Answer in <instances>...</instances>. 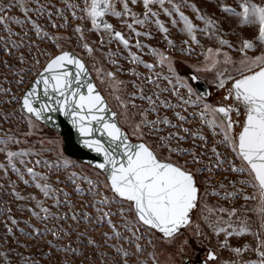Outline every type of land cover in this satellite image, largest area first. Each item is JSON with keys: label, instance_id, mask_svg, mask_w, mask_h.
<instances>
[{"label": "snow or ice", "instance_id": "snow-or-ice-1", "mask_svg": "<svg viewBox=\"0 0 264 264\" xmlns=\"http://www.w3.org/2000/svg\"><path fill=\"white\" fill-rule=\"evenodd\" d=\"M61 3L63 7L48 0L0 3L6 33L0 37V56L9 58L0 63L22 89L17 95L0 85V122L11 124L18 112L25 126L0 133V192L7 189L20 213L0 207V264H162L159 256L165 253L163 264H264V2L235 0L233 6L215 0L235 29H254L250 36L225 31L222 20L194 0H83V7L71 0ZM137 5L142 12L134 10ZM13 7H19L23 19L7 14ZM69 10L72 19L88 21L90 27L70 26ZM161 12L187 37L179 48ZM108 16L129 34L117 30ZM39 17H46L56 31H48ZM149 24L162 33L169 50L204 59L189 64L192 71L181 75L169 51L142 41L153 38L151 31H141ZM88 32L98 39L90 40ZM229 34L237 37L235 42L226 38ZM202 38L215 46L206 47ZM114 41L115 51L110 47ZM44 43L51 48L41 47ZM145 50L152 62L144 59ZM121 60L131 66L125 68ZM201 72L213 73L211 87L204 91L193 83L202 79ZM3 79L12 84L8 75ZM213 95L218 99L211 100ZM13 104L18 107L10 111L2 107ZM57 114L75 130L74 147L96 158L77 162L66 154L63 140L42 135L41 125L60 126ZM194 121L200 126L189 127ZM32 136L39 138L31 142L27 138ZM85 164L91 174L83 170ZM10 172L40 195L18 190ZM211 197L227 206L210 203ZM245 236L255 243H232ZM193 241L204 250L199 259L189 254L196 253ZM246 253L255 258H245Z\"/></svg>", "mask_w": 264, "mask_h": 264}, {"label": "rangeland", "instance_id": "rangeland-1", "mask_svg": "<svg viewBox=\"0 0 264 264\" xmlns=\"http://www.w3.org/2000/svg\"><path fill=\"white\" fill-rule=\"evenodd\" d=\"M13 2H14V0H0V3H13ZM41 2H45V0H41ZM71 2L72 3H75V4H79L81 7H83V0H71ZM194 2H196L202 9H205L209 13H213L214 12L216 14V16L222 20L223 27H224L225 31H229V29H235V23H234V21H232L231 19H225L224 18L223 14L216 7L215 0H194ZM227 2L229 4H232L233 6H236L235 0H227ZM256 2L257 3H261V2H264V0H256ZM48 3L49 4H56L57 7H63L64 6L61 3V0H48ZM29 6L30 7H34L35 5L33 3H31V2H29ZM119 7H120V4L117 3V8H119ZM155 7H157V9H158V6H155ZM134 10H136L138 12H142V10H143L142 9V5L134 6ZM184 11L186 12V14H188L190 16L192 15L190 9L185 8ZM77 12H78V14H82V13L79 12L78 9H77ZM7 14L8 15L17 16V17H19L21 19L24 18V14L19 9V7H13V8H11L8 11ZM66 14H68V16H69L70 26H75L76 24L83 23V24H85L86 27H90V23L88 21H79V20L72 19L71 18V12H70V10ZM29 15H31L33 19H37V16H36L35 13H29ZM160 18L169 27V29H170V35H171V37L174 40L177 41V48H179L180 41L182 39H186L187 37L183 36L180 33L178 27H173L171 25L170 18L167 17L166 15H164L163 12H161ZM107 19L109 20L110 23H112L116 27L117 30H120V31L124 32L125 35H128L129 34L128 33V30L120 23V21L117 18L112 17V16H108ZM38 22L42 26L46 27V29L48 31H56L55 29H52L51 28L50 24L46 20V17H39L38 18ZM57 22L58 23L60 22L59 19H57ZM197 23H199V22L197 21ZM11 27L15 31H20V28L16 24H14V23L11 24ZM30 27H31L30 25H25V28H30ZM144 30H149L153 34V38L152 39H148L146 37H141V39H142V41L144 43L150 44V45H152L154 47H158V48L164 49L165 51H169L170 54L172 56H174L175 61H177L178 63H180L182 65L188 66L191 63H198V62H200V61H202L204 59L203 56L193 55V56L189 57V56L181 55L179 51H171V50H169L167 48L166 42L162 38V33L159 32V30L156 28V26L154 24H149L147 26V29H141V31H144ZM235 30L238 33L240 31H243L245 35H249V36L254 32V29H249V28H245V29H235ZM59 31L63 33V32H65V29H60ZM67 32L68 33H71V27H69V29H67ZM4 35H6V33L3 30V25H0V37H2ZM86 35L88 36V38L90 40H96V39H98V34L95 33V32H88V33H86ZM226 38L231 39L234 42L237 39L236 36H233L231 34H229V36H227ZM202 43H204V45L206 47L207 46H215L213 41L207 40L205 38H202ZM73 44H75V38L73 39ZM41 47L51 48V45H50V43H44V44L41 45ZM66 47H70V46L69 45H66ZM110 47L114 51L118 49V46L115 43V41L110 45ZM193 47H195V46H193ZM133 50L135 51L136 49L133 48ZM119 51L124 52L122 46H119ZM196 51H197V53H199L200 49L197 48ZM124 54L127 55L126 52H124ZM142 55L144 56V59L145 60H148L149 62H152L153 58L149 54H147V50H145V53H143ZM233 55L238 57L239 56V53H235L234 52ZM2 59H9V58L8 57H4V56H0V60H2ZM41 59L43 60V57ZM11 62L12 63H16V61L14 59H12ZM121 64H123L125 68H128V67L131 66V65H129L124 60H121ZM105 66L108 67V68H112V65L108 64L107 61H105ZM138 70L140 72H142V73L146 71L142 66ZM161 70L164 71L165 73L167 72V69L166 68H164V69L157 68V71H161ZM5 75H8L9 80H12V84H7V83L4 82L3 77ZM118 75L120 76L121 79H124V80L132 79V77H130L129 75H127V73H118ZM199 75L201 77H204L205 80H206V82L209 83V84H210V81L213 78V73H211V72H201V73H199ZM15 79L16 78L12 77L11 73H9L7 71V69H5L3 67L2 63H0V85H2L3 87H11L12 90H13V92L15 94L22 95V89L21 88H18L15 85ZM28 79H31V77H28ZM97 83H99V82H97ZM24 87H27V85H25ZM101 88L105 92V94H107V89L105 88V86L101 85ZM129 90H131V86L130 85H129ZM164 95L167 96L169 94L168 93H165ZM111 102L113 104H115L114 101H111ZM138 103H142V102L138 101ZM2 107L3 108H6V109H8L10 111L11 109L17 108L18 106L15 105V104H13V105H4ZM189 111H191V109ZM12 120H13V122L11 124H9L7 122H0V133H2L4 130H7L9 127L13 128V129H16V128L24 129L25 126H24V124H22L20 122V120H19V113L18 112H17V117L12 118ZM188 126L195 128V127H199L200 125H199L198 121H194L193 124L188 125ZM41 133H42V135H44V136H46L48 138H53V139L59 138L58 136H56V134L51 129H49L48 127H44L43 125H41ZM205 134H208L209 135V138L212 139V137L208 133L207 129H205ZM38 138L39 137H37V136H32V137H28L27 139L29 141H31V142H35ZM21 146H26V145H13L12 147L19 148ZM37 147H39V145H37ZM47 147H50L51 148V147H54V145H47ZM221 151H224V149L222 148ZM46 155L49 158H53V153H46ZM33 159H35V158H33ZM0 162H4V156L2 154H0ZM37 170L38 171H44V169H42V168H37ZM75 170L80 171L81 169H75ZM83 170L86 171V172H89V174H91V170L89 168H87L85 165L83 166ZM9 175L11 177V180L17 181V177H16L15 174H12L10 172ZM222 175H228V174H222ZM61 178H63V177H61ZM53 179H55V177H53ZM0 183H4V178H3V173L2 172H0ZM17 187H18V190H20L24 194H27V193H36L37 195H40L37 189H35L34 187L26 186L22 182L17 181ZM68 190L71 191V189H68ZM246 191L251 192L252 189L248 188V189H246ZM6 192H7V189H5L4 192H0V207L11 206L13 208V210H14V214L17 215V216H19L20 213L16 211V204L19 203V202L13 201V198L10 195H7ZM74 199L77 200V205H79V200L77 198H75V197H74ZM7 201H13V202L11 204H6ZM217 202L219 204H222V205L227 206V202L226 201L220 200L217 197H211L210 198V203H217ZM242 202L243 201H236L237 204H240ZM49 203H51V202L49 201ZM249 203L251 204L253 202L250 201ZM2 221H3V217H0V234H2L3 231H4ZM253 223L254 224L257 223V221L255 220V217H253ZM107 230H108L107 228L100 229L101 232L102 231H107ZM95 235L99 239V232H97ZM212 242L215 245V243H216L215 242V238H213V241ZM241 242H249V243H253V244L255 243L254 238L251 237V236H245V237H242V238H234L232 240V243L233 244H237V243H241ZM194 243H195V241H193V244ZM12 247H15V245H12ZM192 247H193V245H192ZM0 250H3V249H0ZM21 251H23V249H21ZM33 251H35V249H33ZM189 254L192 255V256H194L191 251H190ZM221 255H222L223 258L227 259V258H229L230 253L227 252L226 250H221ZM245 258H255V254L254 253H246L245 254ZM159 259L162 261V264H163V261L166 259V253L164 255L159 256ZM177 261H179V257L178 256H177ZM42 264H47V262L44 261V262H42ZM149 264H152V261L151 260H149Z\"/></svg>", "mask_w": 264, "mask_h": 264}, {"label": "water", "instance_id": "water-1", "mask_svg": "<svg viewBox=\"0 0 264 264\" xmlns=\"http://www.w3.org/2000/svg\"><path fill=\"white\" fill-rule=\"evenodd\" d=\"M194 83L195 86L198 87L201 91H204L206 89V85L202 81ZM56 121L60 125L58 128L54 127L52 124H49L46 127L51 129L54 133H56L57 136H59L63 140L64 146L66 148V154L70 155L72 159L79 162L96 158L95 153H92L83 148L74 147V145L76 144L75 130L71 129V126L67 123L66 119L62 115L57 114Z\"/></svg>", "mask_w": 264, "mask_h": 264}, {"label": "flooded vegetation", "instance_id": "flooded-vegetation-1", "mask_svg": "<svg viewBox=\"0 0 264 264\" xmlns=\"http://www.w3.org/2000/svg\"><path fill=\"white\" fill-rule=\"evenodd\" d=\"M175 62H176V67H177L178 71L181 73V75H187V74H189L192 71L190 69L189 65L186 66V65H182V64L178 63L177 61H175ZM200 81H202L206 85V88H210L211 87V85L206 82L204 77H202V79ZM194 85H195V83H194ZM213 91H214V89H213ZM210 99L211 100L218 99V96L217 95H213L212 97H210ZM193 248L196 249V253H193V255H194L193 257L194 258L199 259L200 257L203 256V254H204L203 248L198 247L195 243L193 244ZM197 253H198V255H197Z\"/></svg>", "mask_w": 264, "mask_h": 264}, {"label": "trees", "instance_id": "trees-1", "mask_svg": "<svg viewBox=\"0 0 264 264\" xmlns=\"http://www.w3.org/2000/svg\"><path fill=\"white\" fill-rule=\"evenodd\" d=\"M56 134V133H55ZM57 136V135H56ZM59 137V136H58ZM60 138V137H59ZM61 139V138H60ZM62 140V139H61ZM79 162V161H78ZM87 168H88V166L87 165H85Z\"/></svg>", "mask_w": 264, "mask_h": 264}]
</instances>
